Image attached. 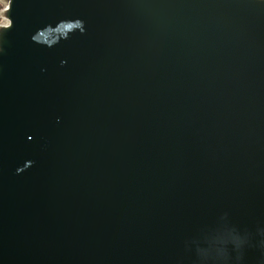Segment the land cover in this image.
<instances>
[{"label":"water","instance_id":"water-1","mask_svg":"<svg viewBox=\"0 0 264 264\" xmlns=\"http://www.w3.org/2000/svg\"><path fill=\"white\" fill-rule=\"evenodd\" d=\"M0 5V264H264V0Z\"/></svg>","mask_w":264,"mask_h":264},{"label":"rangeland","instance_id":"rangeland-1","mask_svg":"<svg viewBox=\"0 0 264 264\" xmlns=\"http://www.w3.org/2000/svg\"><path fill=\"white\" fill-rule=\"evenodd\" d=\"M2 6L0 5V10H1ZM2 21V19L0 18V22Z\"/></svg>","mask_w":264,"mask_h":264}]
</instances>
